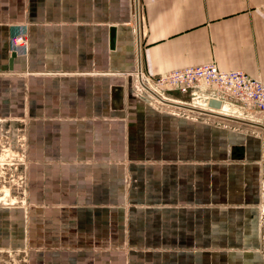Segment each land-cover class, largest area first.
Here are the masks:
<instances>
[{"label":"crops","instance_id":"0c3cea01","mask_svg":"<svg viewBox=\"0 0 264 264\" xmlns=\"http://www.w3.org/2000/svg\"><path fill=\"white\" fill-rule=\"evenodd\" d=\"M0 0V119L28 137L37 264H264V130L160 110L122 75L264 81V0ZM17 25L27 57H12Z\"/></svg>","mask_w":264,"mask_h":264},{"label":"built area","instance_id":"2783aa9c","mask_svg":"<svg viewBox=\"0 0 264 264\" xmlns=\"http://www.w3.org/2000/svg\"><path fill=\"white\" fill-rule=\"evenodd\" d=\"M135 14L139 24L138 0ZM30 43L27 26L17 25L10 38L11 51L27 57ZM122 75L135 80L134 93L157 109L212 122H238L264 130V81L243 70H222L212 61L153 76L138 62L133 71ZM212 99L221 101V107L211 106ZM225 105L230 109H224Z\"/></svg>","mask_w":264,"mask_h":264},{"label":"rangeland","instance_id":"374dc122","mask_svg":"<svg viewBox=\"0 0 264 264\" xmlns=\"http://www.w3.org/2000/svg\"><path fill=\"white\" fill-rule=\"evenodd\" d=\"M28 137L0 119V264H37Z\"/></svg>","mask_w":264,"mask_h":264},{"label":"water","instance_id":"95a60500","mask_svg":"<svg viewBox=\"0 0 264 264\" xmlns=\"http://www.w3.org/2000/svg\"><path fill=\"white\" fill-rule=\"evenodd\" d=\"M16 56H17L16 52H12V57H16ZM210 104L211 106L216 107V108L221 107V101L219 100L212 99L210 101Z\"/></svg>","mask_w":264,"mask_h":264},{"label":"bare ground","instance_id":"6f19581e","mask_svg":"<svg viewBox=\"0 0 264 264\" xmlns=\"http://www.w3.org/2000/svg\"><path fill=\"white\" fill-rule=\"evenodd\" d=\"M178 102H179V101H178ZM224 109L229 110L230 108H229L228 105H225V108H224Z\"/></svg>","mask_w":264,"mask_h":264}]
</instances>
